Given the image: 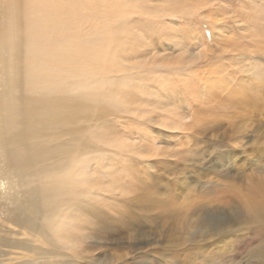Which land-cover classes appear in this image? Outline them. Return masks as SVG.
<instances>
[{"label":"rangeland","instance_id":"rangeland-1","mask_svg":"<svg viewBox=\"0 0 264 264\" xmlns=\"http://www.w3.org/2000/svg\"><path fill=\"white\" fill-rule=\"evenodd\" d=\"M61 1L76 41L115 35L64 76L68 114L44 137L73 166L76 264H262L264 0Z\"/></svg>","mask_w":264,"mask_h":264},{"label":"bare ground","instance_id":"bare-ground-1","mask_svg":"<svg viewBox=\"0 0 264 264\" xmlns=\"http://www.w3.org/2000/svg\"><path fill=\"white\" fill-rule=\"evenodd\" d=\"M0 6L6 15L0 23V198L10 204L0 228V264H76L85 217L71 199L77 193L68 197L73 166L65 150L51 148L44 137L68 114L64 76H85L115 35L76 41L70 20L75 5L61 0H0ZM29 92L36 93L33 100ZM59 155L64 165L50 162ZM63 207L81 216L79 228L67 229ZM54 224L52 243L47 227ZM263 250L257 253L262 264Z\"/></svg>","mask_w":264,"mask_h":264}]
</instances>
